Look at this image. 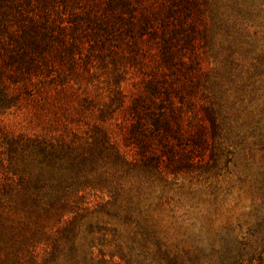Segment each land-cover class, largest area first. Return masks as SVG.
I'll return each mask as SVG.
<instances>
[{
  "label": "trees",
  "instance_id": "trees-1",
  "mask_svg": "<svg viewBox=\"0 0 264 264\" xmlns=\"http://www.w3.org/2000/svg\"><path fill=\"white\" fill-rule=\"evenodd\" d=\"M78 1L0 0V114L29 96L33 79L53 73L57 79L78 67L94 75L100 67L108 75L105 97L82 99L83 108L95 110L83 141L2 137L1 154L8 160L0 167L2 194L18 184L21 203L44 214L73 209L75 196L86 190L108 191L115 206L130 173L188 170L206 148L214 162L222 128L215 103L199 102L188 75L196 53L184 59L198 38L206 41L214 31L215 23L200 16L212 0H104L101 13L93 11L97 4ZM220 4L234 14L244 12L251 24L257 20L249 28L264 35V0ZM129 77L135 80L125 91ZM262 198L242 221L197 241L176 264H264V193ZM76 249L70 242L66 257ZM25 250L26 259L16 250L5 264H60V251L51 249L38 263L33 250Z\"/></svg>",
  "mask_w": 264,
  "mask_h": 264
},
{
  "label": "rangeland",
  "instance_id": "rangeland-1",
  "mask_svg": "<svg viewBox=\"0 0 264 264\" xmlns=\"http://www.w3.org/2000/svg\"><path fill=\"white\" fill-rule=\"evenodd\" d=\"M79 2L97 4L92 7L95 12L104 4ZM202 12L204 22L215 23L214 31L206 41L198 38L184 59L196 53V66L188 75L199 102L213 101L221 119L214 162L206 148L188 170L130 173L123 178L115 206L110 205L108 191L86 190L75 196L73 209L51 214L29 202L22 204L18 184L7 196L0 188V264L10 261L16 250L26 259V247L38 263L55 249L60 251L56 254L60 264H176L197 241L242 221L253 205L263 203L264 35L249 28L258 25L257 20L251 24L254 20L244 12L234 14L220 0L202 6ZM231 18L233 25L223 23ZM152 53L156 54L154 49ZM153 61L154 55L148 59L151 66ZM96 72L78 67L57 79L53 73L31 80L27 100L22 98L0 114V167L8 165L1 154L4 134L83 141L94 124L95 110L83 108L82 99L106 95L103 83L108 75L100 67ZM134 80L127 79L125 91ZM9 176L17 181L12 172ZM0 181H5L2 168ZM72 241L77 249L66 257Z\"/></svg>",
  "mask_w": 264,
  "mask_h": 264
}]
</instances>
